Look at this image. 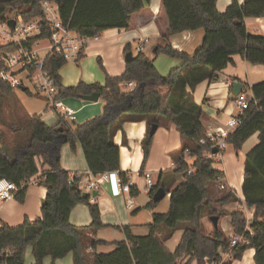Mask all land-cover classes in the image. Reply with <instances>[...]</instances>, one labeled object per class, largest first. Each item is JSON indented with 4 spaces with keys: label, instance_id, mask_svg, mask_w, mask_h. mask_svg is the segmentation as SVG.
Listing matches in <instances>:
<instances>
[{
    "label": "trees",
    "instance_id": "16d2710c",
    "mask_svg": "<svg viewBox=\"0 0 264 264\" xmlns=\"http://www.w3.org/2000/svg\"><path fill=\"white\" fill-rule=\"evenodd\" d=\"M44 0H0V20L11 16L27 21L43 15ZM57 3L64 24L83 37L94 39L108 30H129L132 18L140 14L151 0H49ZM168 22V32L156 46V55H165L181 62L167 77L158 72L154 60L139 52L126 63L121 77L107 76L105 86L99 84L64 87L60 70L68 63L61 55L48 56L44 67L56 80V100L81 99L84 95L100 93L106 102L103 113L83 124H69L65 118L48 126L41 116H30L17 98L16 89L0 79V180L13 182L18 187L16 199L26 200L28 185L35 179L44 186L47 195L41 216L34 221L26 219L22 225L0 227V252L12 249L13 256L7 264H26V254L31 248L35 264H44L51 258L73 255L74 264H232L241 260L249 249L255 250V263L264 264V82L254 85L253 99L241 117L240 126L226 139V143L239 153L255 134L259 143L247 154L244 165L243 194L247 207L255 210L250 222L253 235L246 227L248 221L243 211L230 214L236 235L244 236L250 244L231 245V238L218 228L206 234L202 218L224 215L214 209L210 188L224 179V173L215 167L216 161L208 158L213 143L206 139V129L201 123L202 106L193 97L196 87L204 81H218L220 74L241 56L252 65L264 66V36L247 31L246 19L264 17V0H233L224 12L217 8V0H162ZM204 30L203 44L190 55L176 50L170 43L172 35ZM43 29L41 37L47 39ZM2 51L15 52L16 46ZM126 51L130 53L129 46ZM80 53L78 61L82 59ZM4 64L0 62V72ZM135 82L137 87L126 92L123 85ZM28 95L37 97L26 91ZM163 120L176 124L183 146L175 158L173 171L162 172L157 185L150 190L154 197L159 188L170 195L168 213L153 215V224L146 237L132 234L122 227L126 240L117 242L116 249L108 254H94L90 263L84 252V240L93 248L103 242L95 240L96 233L105 225L97 204L90 196H83L79 188L81 176L71 181V173L60 166V149L70 144L74 150L80 143L89 171L94 175L119 172L122 183L129 181L128 174L120 171V147L114 138L126 122L146 121L148 136L143 142L145 164L151 147L149 132L152 125ZM63 128V132L60 131ZM205 141L203 144L202 142ZM193 159L190 164L185 155ZM182 181L176 186L178 177ZM133 192V191H132ZM134 196L136 193H132ZM234 191L224 192L216 203L236 202ZM79 204L88 205L92 217L89 226L78 227L70 222L73 209ZM158 203L154 201L151 207ZM178 231L182 240L175 252L166 246ZM92 236V237H91ZM230 254L229 261L223 255ZM0 264H2L0 260Z\"/></svg>",
    "mask_w": 264,
    "mask_h": 264
},
{
    "label": "crops",
    "instance_id": "0c3cea01",
    "mask_svg": "<svg viewBox=\"0 0 264 264\" xmlns=\"http://www.w3.org/2000/svg\"><path fill=\"white\" fill-rule=\"evenodd\" d=\"M232 1L217 0L218 10L224 12ZM238 1L243 4V0ZM246 27L250 34L264 36V17L246 19ZM167 32L168 22L162 8V0H151L143 12L132 18L131 29L108 30L98 38L90 39L82 51V59L73 61L60 70L62 85L67 88L84 83L86 85L99 84L103 87L107 76L121 77L126 68V55L128 54L126 48L128 46L133 56L143 52L147 57L153 59L160 75L167 77L181 64L178 60L155 54L156 46L162 43V35ZM204 37V30H197L172 35L169 39L176 50L193 55L202 46ZM235 82L242 84L240 93H246L253 97L251 88L264 82V66L252 65L237 55L233 57V62L222 71L218 81L206 80L196 87L193 97L195 102L202 106L201 123L206 131L224 127L232 116L238 115L235 105L237 95L234 93L233 86ZM21 92V94L16 93L17 97L30 116H41L48 126H52L54 123L47 121V115L54 117L53 114H57L61 118L60 112L51 110L46 100L43 101L28 95L26 89H21ZM63 103L67 108L77 111V115L74 114L75 120L71 121L66 118L69 124H73L71 122L83 124L102 115L106 104L102 98L96 103L76 98L63 100ZM147 136L148 124L146 121H140L126 122L114 138L115 144L120 147V171L128 174L132 191L137 194L135 196L132 194L135 203L133 210L128 208V196L119 193L121 180L119 172L94 176L88 169L80 143H76L74 150L70 144L61 146V168L71 175L81 176L79 188L82 192L90 194L92 204L98 205L102 222L105 225L94 237L95 240L103 242L102 244L93 248L89 239L84 240V252L90 263L93 262L94 254L111 253L116 249L117 242L126 240L122 227L130 228L135 236L146 237L150 233L151 224H153V215L155 213L166 214L170 210V195L151 207L154 197L151 196V191L147 188L146 175H150L154 184L157 185L162 172L173 171L175 158L179 156L183 146V139L175 123L163 120L156 134L151 138L149 156L143 164V142ZM258 143L259 134L257 133L244 144L239 153L232 146H227L232 150L229 152L226 149L223 154L222 167L217 168L224 173V183L227 189L221 190L220 184L217 183L210 188V199L214 202V209L223 212L224 215L219 216L218 221L215 220V217L210 218L208 214L204 215L202 225L206 234H211L217 224L228 238L234 236L230 214L238 210L245 213L248 223L252 221L255 210L247 207L243 194L244 165L247 154ZM105 175H107L106 179H104ZM240 175L243 177L241 182ZM98 179L103 180L102 184L98 189L89 191V184ZM181 181L182 178H179L176 186ZM230 190L234 191L238 201L225 205L216 203L224 192ZM94 191L99 192L96 198L91 196ZM46 195L47 190L44 186L29 184L24 203H20L17 199L7 202L0 201V227L3 223L17 227L22 225L26 219L34 221L39 218ZM70 222L78 227L89 226L92 223V217L88 205H77L71 213ZM182 236L183 231H178L167 241L166 246L171 252L176 251ZM28 253L32 256L31 248H28L26 256ZM254 258L255 250L249 249L241 260L233 261L232 264H256ZM51 263V258H46L44 261V264ZM31 264H35L34 258ZM55 264H74L73 255L58 259Z\"/></svg>",
    "mask_w": 264,
    "mask_h": 264
},
{
    "label": "built area",
    "instance_id": "2783aa9c",
    "mask_svg": "<svg viewBox=\"0 0 264 264\" xmlns=\"http://www.w3.org/2000/svg\"><path fill=\"white\" fill-rule=\"evenodd\" d=\"M41 8L43 11L42 16L33 17L27 21L20 20L16 16H11L4 21L0 20V62L4 64V68L0 72V79L12 88L26 89L32 95L44 98L51 110L59 111L62 118L73 121L75 120L74 111L67 108L63 100H56L58 94L57 82L50 72L45 69L44 62L48 56L55 54L63 56L67 62L78 61L80 53H82L90 39L81 36L64 24L57 3L44 0L41 3ZM12 19L15 20L14 29H11L8 25L9 20ZM43 29L48 32L49 46L41 49V41L32 43V40L41 37ZM8 46H16L17 50L15 52L1 50ZM42 52L46 53L43 58L41 56ZM136 87L135 82L123 85L126 92H131ZM252 99L253 97L246 93L238 94L235 100L238 115L232 116L226 126L207 131L206 139L210 140L213 143V148L218 150L217 154L211 152L208 158L222 163L223 154L228 146L226 139L240 126L241 117L244 115L245 110L249 108ZM202 143L204 144L205 141ZM75 176L71 175V181L74 180ZM106 178L107 175L104 176V179ZM102 182V179L92 181L88 186L89 191L98 189ZM146 182L148 190H151L155 185L150 175H146ZM29 184H37V182L31 181ZM219 184L221 190L227 189L224 179L220 180ZM17 192L18 187L13 182L0 180V201L7 202L16 199ZM119 193L128 196V208L133 210L135 203L132 197L130 180L127 183H122L120 180ZM246 230L250 236L253 235L250 223H248ZM238 244L248 246L250 241L244 236L235 234L231 237V245L234 247ZM12 252V249H5L0 252L2 264H7L13 256ZM227 259H232L230 254L223 255V261Z\"/></svg>",
    "mask_w": 264,
    "mask_h": 264
},
{
    "label": "water",
    "instance_id": "95a60500",
    "mask_svg": "<svg viewBox=\"0 0 264 264\" xmlns=\"http://www.w3.org/2000/svg\"><path fill=\"white\" fill-rule=\"evenodd\" d=\"M8 25L10 26L11 29H14L15 27V20H9L8 22ZM134 59V56L131 54V53H128L126 55V62H129V61H132ZM234 86V93L236 95L240 94L241 90H242V84L239 83V82H235L233 84ZM81 99L85 102H98L100 99H101V94L100 93H92L90 95H84L81 97ZM159 126L158 125H152L151 127V130L149 132V139H151L157 132ZM60 131L63 132V128H60ZM213 154H217L218 153V150L217 149H213L212 151ZM99 195V192L98 191H94L91 196L93 198H96L97 196ZM83 196L86 197V196H90V194H87V193H83ZM167 196V193L165 192V190L163 188H159L158 191L155 193L154 195V198H153V201L155 203H159L161 202L164 198H166ZM216 221H218V218L215 217Z\"/></svg>",
    "mask_w": 264,
    "mask_h": 264
},
{
    "label": "rangeland",
    "instance_id": "374dc122",
    "mask_svg": "<svg viewBox=\"0 0 264 264\" xmlns=\"http://www.w3.org/2000/svg\"><path fill=\"white\" fill-rule=\"evenodd\" d=\"M49 46V40L48 39H44V40H42L41 42H40V48L41 49H44V48H47ZM46 55V53L45 52H42L41 53V56H42V58H43V56H45ZM73 61H70V62H68L67 64H66V66L67 65H69L70 63H72ZM16 93L17 94H21L22 92H21V89H16ZM18 98V97H17ZM34 98H37V99H40V100H45V99H43V98H40V97H34ZM20 101V100H19ZM53 115H55L54 117L53 116H51V115H47V117H46V119H47V121L49 122V123H54L52 126H54V125H56L59 121H60V118H59V116L57 115V114H53ZM43 120V119H42ZM167 122H171V121H169V120H166ZM71 123H74V122H71ZM72 126H73V124H72ZM232 149L231 148H227V151H231ZM179 153V152H178ZM185 159L190 163V164H192L193 163V159L192 158H190L187 154L185 155ZM225 163V162H224ZM228 164V162L226 161V165ZM222 163H218V162H216V164H215V167L216 168H221L222 166ZM242 176L240 175L239 176V180H240V182H241V179H243V177L241 178ZM179 178L181 179L182 177H180L179 176ZM178 178V179H179ZM230 259H227V261H229ZM32 261H33V257L28 253V255L26 256V264H31L32 263ZM238 264H242V263H238Z\"/></svg>",
    "mask_w": 264,
    "mask_h": 264
},
{
    "label": "bare ground",
    "instance_id": "6f19581e",
    "mask_svg": "<svg viewBox=\"0 0 264 264\" xmlns=\"http://www.w3.org/2000/svg\"><path fill=\"white\" fill-rule=\"evenodd\" d=\"M74 111V110H73ZM74 114L77 115V111H74Z\"/></svg>",
    "mask_w": 264,
    "mask_h": 264
}]
</instances>
